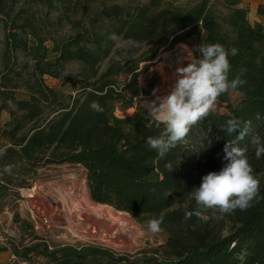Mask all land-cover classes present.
<instances>
[{"label": "trees", "instance_id": "obj_1", "mask_svg": "<svg viewBox=\"0 0 264 264\" xmlns=\"http://www.w3.org/2000/svg\"><path fill=\"white\" fill-rule=\"evenodd\" d=\"M92 1L0 0V23L6 32L0 74V202L20 195L19 187H31L41 169L79 166L94 202L126 211L139 222L163 216L167 238L152 255L140 257L89 243L54 248L38 243L21 253L14 249L11 255L28 264H34L28 257L34 251L45 264H264V199L246 211L221 215L211 209L199 218H184L186 211L196 209L192 189L227 163V141L247 147L264 196V155L257 159L252 145L253 137L264 139V25L251 23L243 0H187L185 7L177 4L181 0L164 6L162 0H102L85 25L58 41L52 38L47 46L31 3H56L64 15ZM113 33L118 41L109 38ZM194 35L200 39L197 46L219 43L229 52L237 49L228 57L229 80L239 77L246 84L221 95L216 111L191 129L186 142L160 157L146 147V139L158 136L163 127L150 120V111L138 107L130 116L117 112L150 93L139 84L140 64ZM123 40L143 49L140 56L105 66ZM18 51L26 52L27 61H18ZM71 64L78 65L72 74L67 73ZM123 75L128 80L121 83ZM46 76L57 83L50 86ZM92 101L103 111H93ZM3 112L9 116L4 122ZM233 117L242 127L250 122L242 140L238 132L222 130ZM13 223L25 220L15 212Z\"/></svg>", "mask_w": 264, "mask_h": 264}, {"label": "rangeland", "instance_id": "obj_2", "mask_svg": "<svg viewBox=\"0 0 264 264\" xmlns=\"http://www.w3.org/2000/svg\"><path fill=\"white\" fill-rule=\"evenodd\" d=\"M136 1L148 3L150 0ZM168 1L162 0L163 6ZM101 2L102 0H94L89 5L84 4L74 14L73 12H67L64 15H62V10L56 3L50 5L32 2L31 12L34 13L37 30L46 39L45 43L48 46L51 44L52 38L58 41L80 29V25H85L92 14L99 8ZM119 2L133 6L130 1ZM177 4L185 7L188 5V1L181 0ZM243 5L248 8V18L252 24L259 22L264 25V0H243ZM5 34V29L0 23V74L4 69ZM199 40V36L194 35L187 43H178L170 50L159 52L153 61L141 63L139 84L150 90V93L142 94L140 98L133 101L134 107L123 112L118 111L117 114L130 116L136 112L138 107L149 110V105H151L150 98L156 92L154 90L163 78L160 71L156 70V66L160 65L163 60L166 61L168 69H171L170 71L172 72H175V68L178 66H186L188 63L186 59L182 63H178L180 58L188 55L183 46L186 45L195 56V49ZM30 43H33V39L30 40ZM142 51L143 49L141 50L140 47L134 46L131 41H120L104 65L107 66L110 63L123 65L128 60H136ZM17 56L19 62L27 61L28 59L26 52L18 51ZM77 70L78 65L71 64L67 68V73L72 74ZM45 79L50 86L57 83L55 79L49 76H46ZM127 80L128 77L125 75L120 77L121 83ZM8 117V113L3 112L1 121L8 120ZM31 183V187L17 188L20 190V195L11 194L4 203L0 202V212H2L0 213V234H3L7 241V245L0 242V248L5 249L0 252V264H10L12 262L11 258L13 257L11 254L14 249L21 253L24 247L38 243H46L50 248L58 247L65 243H89L107 247L120 255L140 257L152 255L166 241L167 233L163 228L157 234H150L147 231L148 222H139L126 211H119L105 204H101L103 205L101 207L111 210L114 214L110 215V219L113 217L115 220L127 223L130 235L126 238L116 237L107 232L102 234L98 228H90L89 231L85 228L75 227L73 229L79 232L83 238L75 237L73 232L70 231L67 215L82 212L90 207L89 205L100 206V203L94 202L90 195L86 193L85 175L83 168L79 166L61 165L41 169ZM15 212L20 214L21 219L25 220V223L14 226L12 222L14 221ZM29 224H32L33 227L29 228ZM8 244L14 247L10 249L7 247ZM28 257L34 264H45L44 257L38 251L29 253ZM13 264L28 263L16 257Z\"/></svg>", "mask_w": 264, "mask_h": 264}, {"label": "clouds", "instance_id": "obj_3", "mask_svg": "<svg viewBox=\"0 0 264 264\" xmlns=\"http://www.w3.org/2000/svg\"><path fill=\"white\" fill-rule=\"evenodd\" d=\"M109 38L119 40L115 33ZM183 49L188 55L180 58L178 63L186 59L187 65L175 68V83L171 91L163 97H157L158 104L152 101L150 105V120L155 122L157 128L163 127L158 136L146 139V147L157 151L160 157L186 142L191 129L216 111L221 95L236 92L246 84L239 77L229 80L231 64L228 57L230 54L236 55L237 49L233 48L229 52L219 43L199 44L196 46L198 57L186 45ZM89 106L93 111H103L98 101H92ZM249 123L245 122L242 127L241 121L233 117L226 121L222 130L229 135L238 132L237 138L242 140L247 134ZM252 145L259 159L264 155V139L257 135L253 137ZM223 152V159L227 161L225 166L219 172L204 175L199 187L192 189L196 209L186 211L185 220L193 216L199 218L203 212L211 209H216L221 215L236 210L246 211L253 206L254 201L264 199L260 195V181L249 162L247 147L234 146L233 142L227 141ZM163 220V216L150 219L147 231L150 234L161 232Z\"/></svg>", "mask_w": 264, "mask_h": 264}, {"label": "bare ground", "instance_id": "obj_4", "mask_svg": "<svg viewBox=\"0 0 264 264\" xmlns=\"http://www.w3.org/2000/svg\"><path fill=\"white\" fill-rule=\"evenodd\" d=\"M160 63H161L160 65L156 66L157 68L156 70L160 71L163 78L161 82H159L158 86L156 87L155 89L156 92H154L153 96L150 98L151 102L156 101L157 104L159 102L157 100V97H163L167 95L171 91L175 83L174 72L170 71L171 69L170 70L168 69L166 61L163 60ZM149 110H150V107H149ZM86 193L88 194V192ZM99 205L100 206L89 205L90 207L84 209L82 212L70 213L67 215V221L69 224L70 231L73 232V235L75 237L83 238V236L80 235L79 232H76V230L73 229L75 227L85 228L88 230L90 228H98L102 234L107 232V233L115 235L116 237L126 238L128 235H130V230L127 227V223L125 224L124 221L115 220L113 217L110 219V215H114L113 212L111 210H108L107 208L101 207L103 205L101 204ZM56 214L58 215V213ZM82 233H83V229H82Z\"/></svg>", "mask_w": 264, "mask_h": 264}, {"label": "built area", "instance_id": "obj_5", "mask_svg": "<svg viewBox=\"0 0 264 264\" xmlns=\"http://www.w3.org/2000/svg\"><path fill=\"white\" fill-rule=\"evenodd\" d=\"M0 242H1L2 244H4V245H5V244L7 245L6 238L3 236V234H0ZM12 257H13V258H11V259L15 261L16 256L12 255Z\"/></svg>", "mask_w": 264, "mask_h": 264}, {"label": "crops", "instance_id": "obj_6", "mask_svg": "<svg viewBox=\"0 0 264 264\" xmlns=\"http://www.w3.org/2000/svg\"><path fill=\"white\" fill-rule=\"evenodd\" d=\"M0 213H2V212H0ZM10 222H11V220H10ZM10 222H9V223H10ZM12 223H13V222H12ZM14 226H15V225H14Z\"/></svg>", "mask_w": 264, "mask_h": 264}]
</instances>
